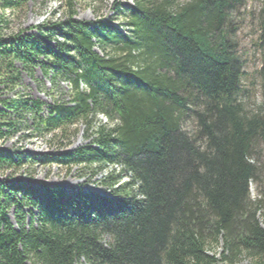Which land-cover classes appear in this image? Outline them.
Instances as JSON below:
<instances>
[{
    "label": "trees",
    "instance_id": "trees-1",
    "mask_svg": "<svg viewBox=\"0 0 264 264\" xmlns=\"http://www.w3.org/2000/svg\"><path fill=\"white\" fill-rule=\"evenodd\" d=\"M54 1L62 18L0 33V91L17 89L24 72L64 84L69 99L53 96L44 115L39 100L0 98V142L30 122L28 138L69 143L82 125L87 143L0 151V175L76 168L100 175L110 194L0 179V264H264V107L240 101L244 60L230 20L245 0H124L116 26L77 19L76 0ZM254 19L264 89V0Z\"/></svg>",
    "mask_w": 264,
    "mask_h": 264
},
{
    "label": "rangeland",
    "instance_id": "rangeland-1",
    "mask_svg": "<svg viewBox=\"0 0 264 264\" xmlns=\"http://www.w3.org/2000/svg\"><path fill=\"white\" fill-rule=\"evenodd\" d=\"M3 0H0V3ZM186 0H176L177 3L185 2ZM118 4L131 5L130 1L124 0H76V18L88 22L96 20H113L114 25L119 21H114L116 18V8ZM259 9V0H245L244 5L231 14V22L233 25L232 37L236 42L242 59L244 60L245 76L243 80V93L240 101L250 110H255L257 107H264V89L259 84L257 71L260 67V55L257 47V30L254 16ZM55 13V18H62L64 13V5L58 1H47L45 5L41 0H27L23 6L16 12L6 11L4 13L0 10V33L3 35L15 34L19 30L29 33L32 26L40 24L44 19H49ZM121 20V19H120ZM32 32V31H31ZM34 76L38 80L42 77L38 70H35ZM20 85L13 92L6 93L0 91V98H11L15 95H25L31 100H39L43 103V114L47 113V107L52 104L53 96L58 99L68 100L67 88L64 84H60L57 88H52L49 82L43 81L42 84L36 83L33 79L27 76L24 72L21 74ZM16 134L11 138L0 142V151H13L19 149L25 155H42L56 153L59 150H71L87 143L83 138L84 127L77 126V133L75 137L69 140V143L58 141H51L50 137L37 136L28 138L31 126L30 122L20 124L17 128ZM100 175L91 176L88 172H80L76 168L66 171L62 168L40 167L35 166L33 170L21 169L17 173L5 171L0 175V179L7 183H15L17 181L29 180L32 183H44L50 186H58L67 191L82 189L85 191L95 192L100 195L109 196V190L102 186L100 182ZM250 195L256 197V189L252 184L250 185ZM258 219L261 226L264 227V217L261 212L258 214ZM208 252L219 254L221 252L220 245L208 249ZM82 264V263H80ZM235 264H252L248 257H242Z\"/></svg>",
    "mask_w": 264,
    "mask_h": 264
},
{
    "label": "water",
    "instance_id": "water-1",
    "mask_svg": "<svg viewBox=\"0 0 264 264\" xmlns=\"http://www.w3.org/2000/svg\"><path fill=\"white\" fill-rule=\"evenodd\" d=\"M11 220H12V218H11ZM13 222V221H12Z\"/></svg>",
    "mask_w": 264,
    "mask_h": 264
}]
</instances>
